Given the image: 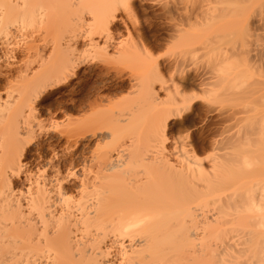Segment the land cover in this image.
Returning a JSON list of instances; mask_svg holds the SVG:
<instances>
[{"label": "snow or ice", "instance_id": "6c2138e0", "mask_svg": "<svg viewBox=\"0 0 264 264\" xmlns=\"http://www.w3.org/2000/svg\"><path fill=\"white\" fill-rule=\"evenodd\" d=\"M0 264H264V0H0Z\"/></svg>", "mask_w": 264, "mask_h": 264}, {"label": "bare ground", "instance_id": "6f19581e", "mask_svg": "<svg viewBox=\"0 0 264 264\" xmlns=\"http://www.w3.org/2000/svg\"><path fill=\"white\" fill-rule=\"evenodd\" d=\"M8 2H9V3H17V4H19V3H23L24 0H8ZM18 14H19V13L16 12V11L13 12V15H18Z\"/></svg>", "mask_w": 264, "mask_h": 264}]
</instances>
